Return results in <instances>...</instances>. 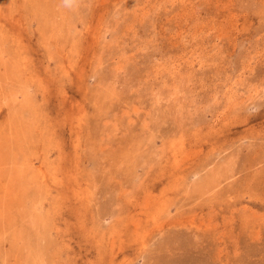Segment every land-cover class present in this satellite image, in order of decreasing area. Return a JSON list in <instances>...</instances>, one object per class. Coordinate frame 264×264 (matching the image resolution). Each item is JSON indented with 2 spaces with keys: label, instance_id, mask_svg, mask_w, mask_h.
<instances>
[{
  "label": "rangeland",
  "instance_id": "1",
  "mask_svg": "<svg viewBox=\"0 0 264 264\" xmlns=\"http://www.w3.org/2000/svg\"><path fill=\"white\" fill-rule=\"evenodd\" d=\"M0 264H264V0H0Z\"/></svg>",
  "mask_w": 264,
  "mask_h": 264
}]
</instances>
